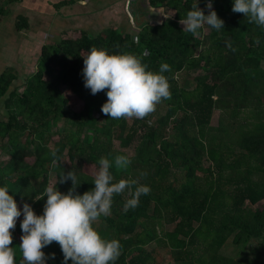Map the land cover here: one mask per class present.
I'll use <instances>...</instances> for the list:
<instances>
[{
  "label": "trees",
  "instance_id": "16d2710c",
  "mask_svg": "<svg viewBox=\"0 0 264 264\" xmlns=\"http://www.w3.org/2000/svg\"><path fill=\"white\" fill-rule=\"evenodd\" d=\"M148 2L172 9L173 16L140 26L135 37L120 28L97 35L81 30L76 38L44 45L37 70L22 91L14 86L19 78L14 69L0 75V100L7 112V121L0 122V150L9 156L0 163V186H8L17 206L29 203L40 215L47 197H33L56 180L62 193L72 186L71 180L60 183V174L72 170L81 183L77 192L91 191L100 158L129 156L122 150L137 141L128 168L111 171L116 181L138 179L151 191L127 212L128 191L114 195L112 218H100L108 224L98 231L101 236L121 244V255L112 264H153V243L167 247L180 264H239L221 253L229 240L240 250L253 242L255 257L249 262L264 264V202L254 206L264 200V27L234 13V0H212L223 28L205 25L193 35L182 31L179 21L197 0ZM205 4L198 2L208 14ZM17 28L27 29L26 19ZM93 47L140 56L151 71L167 63L171 98L131 123L106 116L101 109L107 89L92 95L84 86L83 56ZM163 105L165 113L160 112ZM216 109L220 117L212 127ZM163 219L174 222L171 231H158ZM21 221L12 230L15 264L23 259ZM43 251L49 257L46 264H63L58 243Z\"/></svg>",
  "mask_w": 264,
  "mask_h": 264
},
{
  "label": "clouds",
  "instance_id": "9594fccd",
  "mask_svg": "<svg viewBox=\"0 0 264 264\" xmlns=\"http://www.w3.org/2000/svg\"><path fill=\"white\" fill-rule=\"evenodd\" d=\"M192 5L185 18L179 23L182 31L196 35L205 25L217 30L223 28L224 21L213 9L212 0H206L208 14ZM232 11L242 13L249 22L264 27V0H234ZM171 17V16H170ZM259 43V39L256 41ZM144 56L148 55L145 51ZM84 86L92 95L107 89V101L102 105V113L119 120L121 118L143 119L156 110L162 100L170 99V84L165 72L170 65L162 63L158 71L148 70L142 58L132 53H112L93 47L83 56ZM56 155L55 152L52 153ZM131 159L127 155H116L112 160L102 157L99 170L94 174V187L83 194L77 192L81 184L76 174L70 170L59 175V182L71 180L67 193L57 189V180L49 184L41 195L33 197L41 200L47 197L43 213L38 215L28 203L23 205L21 243L22 264H46L49 258L43 249L53 242L59 244L63 253V264H112L121 255V244L117 239H105L93 226L102 216L111 215L114 195L128 191L124 211L135 209L142 195L150 193L148 185L138 179H119L111 171L127 169ZM147 173H141L145 177ZM21 209L9 194L8 186H0V264H15L12 247V230L16 227ZM55 258V254H51Z\"/></svg>",
  "mask_w": 264,
  "mask_h": 264
},
{
  "label": "rangeland",
  "instance_id": "374dc122",
  "mask_svg": "<svg viewBox=\"0 0 264 264\" xmlns=\"http://www.w3.org/2000/svg\"><path fill=\"white\" fill-rule=\"evenodd\" d=\"M118 1H121V0H91L90 5H95V6L102 5L105 7L104 4L106 3L109 6L111 3H116ZM122 1L124 2L125 0H122ZM128 1L129 0H126L124 5L122 6V9L113 10L111 18L102 16L96 19L95 21L82 23L77 20L76 13H78V11H76L77 10L76 8H75L76 20H75L74 25H68L70 22L73 21V19L67 18V22H68L67 24L62 21L61 16H58L57 17L58 22L51 21L52 22L51 32L54 35V38L49 37L50 39L44 40L43 41L44 43L42 44L41 49L37 51L38 53L30 54L28 57L29 60L27 62H22V63L19 62V59L24 58L27 55L24 54V50L23 51L21 50V52H18L19 54L16 52L17 49L13 47L14 41L12 39V35L15 33V30L12 26H11L12 28L10 29V25H9L7 27V30H4L2 33H0V75L8 69H14V71H16L19 77L18 80L14 82V86L18 87L20 91H22L24 89V84L27 78L32 76L37 70V66H38L39 58L42 53L43 46L48 45V44H54L56 41H59L62 38H66V37L76 38V36H78L79 34V31L81 30L88 31L92 35H97L101 31L107 30L109 28H120L121 31L131 33L135 37V35L138 33L137 31H139L138 30L139 27L141 26V21L139 22L137 20L138 10H140L142 7L144 8L148 0H131L130 6H131V11L133 13V17L135 19L134 20L135 23L132 22L133 18H131L130 16L131 11H128L127 9ZM164 11L165 9H163V12ZM164 13H165V17H169L170 12L168 10H166ZM143 22L145 21L142 20V23ZM40 26H44V23L39 24L37 26V29L41 28ZM262 66L264 67V61L262 62ZM50 76L51 74L47 73L46 77L50 78ZM63 89L64 91H66V94H67L68 91L66 87H64ZM67 96L70 97V99L72 98L71 95L69 94H67ZM71 103L74 104L75 100L71 99ZM73 107H74L73 110L78 109L77 107H75V105ZM165 108L166 106L163 105L162 108L160 109V112L165 113L166 111ZM95 116L100 117L97 110L95 112ZM219 117H220V110L216 109L211 119L212 127L217 126ZM133 118L128 119V121L131 123L133 121ZM6 121H7V112L5 110L3 100H0V122H6ZM153 121L154 120H152V122ZM24 138L25 136L20 138V144L22 147L24 146V142H25ZM58 138H59L58 136H55L54 140H58ZM52 145L55 146L54 143H52ZM136 145H137V141L134 142L130 148L124 149L122 151L126 152L129 156H132L134 154V149ZM115 149H120L118 141H115ZM8 160H9L8 154L0 150V163H3ZM64 162L67 165V167L70 166L69 159L67 156V151H65ZM204 164L205 166L208 165V163L206 162ZM91 170L94 173L95 169L91 167ZM54 178H55L54 174H52V180H54ZM263 202L264 200H261L259 203H257L254 206L260 207V205H262ZM24 203L25 202H22L18 205V208L21 209V216L17 219L16 225L18 224L19 221L23 219L22 209H23ZM248 204L249 203L245 201V205H248ZM254 206L252 207L254 208ZM110 217L112 218V215H110ZM93 226L97 229V231H103L108 227V224L105 220L99 219ZM173 226H174V222L169 223L166 219H163L162 223L159 222L157 229L159 232H164V231L169 232L172 230ZM253 247H254V243L249 242L244 247V249L240 250L239 248L233 246L229 240L222 248L221 253L225 256L233 257L235 260H237L239 264H250L249 262L250 259L252 257H255V253L252 252ZM150 248L153 249L152 251L153 252L152 255L154 257L153 264H180L172 260L171 256H169L167 247L165 248L159 247L156 245V243H153L150 245Z\"/></svg>",
  "mask_w": 264,
  "mask_h": 264
},
{
  "label": "crops",
  "instance_id": "0c3cea01",
  "mask_svg": "<svg viewBox=\"0 0 264 264\" xmlns=\"http://www.w3.org/2000/svg\"><path fill=\"white\" fill-rule=\"evenodd\" d=\"M122 2L121 0L111 3L109 6L106 3L104 7L90 5L91 0H0V33L7 30L9 25L10 29L14 28L13 47L17 49V53L24 50V54L27 56L19 59V62H27L30 54L38 53L37 51L41 49L44 40L50 39L49 37L54 38L51 32V21L58 22V16H61L62 21L67 24V18L73 19L68 25H74L76 8L78 11L76 13L77 20L82 23L95 21L102 16L111 18L113 10L122 9L126 0ZM168 11L170 12L169 17L173 16L172 9H168ZM22 18L26 19L28 28L18 30L17 24ZM146 18V14L138 12L137 20L141 21V26L144 25L142 20L145 21ZM42 23L44 26L37 29V26Z\"/></svg>",
  "mask_w": 264,
  "mask_h": 264
},
{
  "label": "water",
  "instance_id": "95a60500",
  "mask_svg": "<svg viewBox=\"0 0 264 264\" xmlns=\"http://www.w3.org/2000/svg\"><path fill=\"white\" fill-rule=\"evenodd\" d=\"M131 0L128 1V5H127V9L128 11H131ZM143 9V11H142ZM138 12H142L144 14H146V20L145 22H143V24H148V25H156V24H160L162 23V21L164 20V12H163V8L162 7H153L149 4V2H147L146 6L143 8H141L140 10H138ZM130 16L131 18H133L132 22H134V17H133V13L132 11L130 12ZM138 17V14H137Z\"/></svg>",
  "mask_w": 264,
  "mask_h": 264
}]
</instances>
